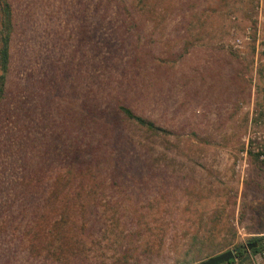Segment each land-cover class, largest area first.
I'll list each match as a JSON object with an SVG mask.
<instances>
[{
    "label": "rangeland",
    "instance_id": "rangeland-1",
    "mask_svg": "<svg viewBox=\"0 0 264 264\" xmlns=\"http://www.w3.org/2000/svg\"><path fill=\"white\" fill-rule=\"evenodd\" d=\"M11 3L0 264H264V0Z\"/></svg>",
    "mask_w": 264,
    "mask_h": 264
},
{
    "label": "trees",
    "instance_id": "trees-1",
    "mask_svg": "<svg viewBox=\"0 0 264 264\" xmlns=\"http://www.w3.org/2000/svg\"><path fill=\"white\" fill-rule=\"evenodd\" d=\"M126 4L123 1L120 2V5L116 4V7H119V10H126ZM15 32V22L13 17V7L11 0H0V101L2 99L6 75L9 70L10 57H11V41L13 34ZM116 109L120 112L124 119L131 121L134 124L144 128L150 133H161L167 134L168 130L157 126L152 120L147 119L141 115L136 114L130 107L122 103H117ZM254 243V246H251L249 252L252 254L260 252L264 249V234L256 236L247 242L246 244ZM244 245L240 246L235 251V258L230 259L221 264H233L235 260H240L241 258H246Z\"/></svg>",
    "mask_w": 264,
    "mask_h": 264
},
{
    "label": "water",
    "instance_id": "water-1",
    "mask_svg": "<svg viewBox=\"0 0 264 264\" xmlns=\"http://www.w3.org/2000/svg\"><path fill=\"white\" fill-rule=\"evenodd\" d=\"M254 243L248 244V247L254 246ZM235 251L236 249H229L222 252H219L217 254L211 255L203 260H200L194 264H221L224 263L230 259L235 258Z\"/></svg>",
    "mask_w": 264,
    "mask_h": 264
},
{
    "label": "built area",
    "instance_id": "built-area-1",
    "mask_svg": "<svg viewBox=\"0 0 264 264\" xmlns=\"http://www.w3.org/2000/svg\"><path fill=\"white\" fill-rule=\"evenodd\" d=\"M262 254H263V252H262Z\"/></svg>",
    "mask_w": 264,
    "mask_h": 264
}]
</instances>
